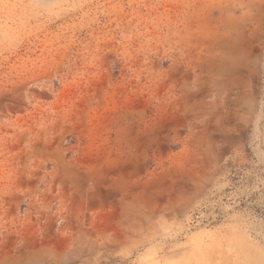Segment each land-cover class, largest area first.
Segmentation results:
<instances>
[{
    "label": "rangeland",
    "instance_id": "obj_1",
    "mask_svg": "<svg viewBox=\"0 0 264 264\" xmlns=\"http://www.w3.org/2000/svg\"><path fill=\"white\" fill-rule=\"evenodd\" d=\"M238 241L264 264V0H0V264Z\"/></svg>",
    "mask_w": 264,
    "mask_h": 264
},
{
    "label": "bare ground",
    "instance_id": "obj_2",
    "mask_svg": "<svg viewBox=\"0 0 264 264\" xmlns=\"http://www.w3.org/2000/svg\"><path fill=\"white\" fill-rule=\"evenodd\" d=\"M234 249L233 251L230 250L231 252L228 251L223 254L224 258L227 260V263L229 264H244V263L247 264L252 259L253 261L251 263H253L254 261L257 262L261 259L254 248H252L247 243H243L242 241L236 242L234 244Z\"/></svg>",
    "mask_w": 264,
    "mask_h": 264
}]
</instances>
